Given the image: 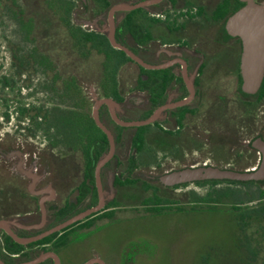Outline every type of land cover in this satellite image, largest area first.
Masks as SVG:
<instances>
[{
    "label": "flooded vegetation",
    "instance_id": "1",
    "mask_svg": "<svg viewBox=\"0 0 264 264\" xmlns=\"http://www.w3.org/2000/svg\"><path fill=\"white\" fill-rule=\"evenodd\" d=\"M20 1L33 27L0 8L17 28L14 71L1 82L18 78L38 97L16 106L15 132H0V264H164L156 255L170 262L171 251L131 233L136 213L226 202L239 222L238 250L264 262V177L162 180L186 168L262 164L264 78L256 92L244 90L243 40L227 27L245 2ZM24 160L40 170L27 171L29 185ZM232 186L249 196L246 205L258 203L237 204ZM217 254L198 264H220Z\"/></svg>",
    "mask_w": 264,
    "mask_h": 264
},
{
    "label": "rangeland",
    "instance_id": "2",
    "mask_svg": "<svg viewBox=\"0 0 264 264\" xmlns=\"http://www.w3.org/2000/svg\"><path fill=\"white\" fill-rule=\"evenodd\" d=\"M29 2L30 0H26ZM39 1V0H31ZM22 2V0L20 1ZM40 3V2H39ZM38 3V4H39ZM40 7V6H39ZM16 22L6 10L0 12V132L8 133L15 132L16 129V106L22 101L33 102L37 100L38 94L35 90L21 89L22 82L16 80L17 83L12 82V85H3L1 82L5 74L12 76L14 71L11 61V52L9 50L13 40L15 41L14 32L16 31ZM31 92V93H30ZM33 93V94H32ZM7 118H9L7 120ZM35 140V139H34ZM37 140L45 141L43 134H39ZM12 159V158H11ZM10 161V160H9ZM12 166L17 167L19 158H13ZM23 173L20 175L25 179L27 185L34 181L27 173L40 172L38 168L28 165L25 160L22 164ZM43 168V167H41ZM37 170V171H36ZM32 175V174H31ZM194 189L196 187H189ZM229 188V187H228ZM234 192L238 193L236 196L237 204L245 207L254 205L258 201L246 203L249 196L245 195L242 190L237 187H230ZM199 194L202 195L205 189H198ZM241 191L243 193H241ZM220 205L218 210H200V211H173L163 214H138L136 213L135 222L131 223V233H139L142 236L150 238L153 242L158 243L160 251H171V261H163L162 256L156 255V259L165 262L164 264H176L177 259L181 258L180 262L185 264H198L201 259L209 252L218 250L222 254L218 256V262L221 264H264L263 261H250L240 253L237 245V240L240 235V226L236 217L234 209L230 202ZM133 214V213H131ZM134 217H131V220ZM138 235V234H137ZM133 234H131V237ZM264 242V235L260 237ZM146 245V246H145ZM144 246L154 253L155 244L146 243ZM171 247V249H170ZM213 249V250H212ZM239 249V250H238ZM215 257V256H214ZM215 260V258H214ZM214 262V261H213ZM139 263L145 264V261L139 260ZM215 263V262H214Z\"/></svg>",
    "mask_w": 264,
    "mask_h": 264
},
{
    "label": "water",
    "instance_id": "3",
    "mask_svg": "<svg viewBox=\"0 0 264 264\" xmlns=\"http://www.w3.org/2000/svg\"><path fill=\"white\" fill-rule=\"evenodd\" d=\"M244 5L232 14L227 22L228 29L243 40L242 75L243 88L256 92L264 78V0H242ZM264 152V141L255 143ZM229 178L238 180L264 177V155L256 171H239L218 166H200L173 171L162 176L166 183H176L200 178Z\"/></svg>",
    "mask_w": 264,
    "mask_h": 264
},
{
    "label": "trees",
    "instance_id": "4",
    "mask_svg": "<svg viewBox=\"0 0 264 264\" xmlns=\"http://www.w3.org/2000/svg\"><path fill=\"white\" fill-rule=\"evenodd\" d=\"M0 8H5L8 11L12 12L13 15L15 16V18L19 17V21L23 24L24 28L28 32L32 31L33 21H32V19L25 20L24 18H22L20 5L17 3V0H0ZM246 215L251 216L252 212L247 213Z\"/></svg>",
    "mask_w": 264,
    "mask_h": 264
}]
</instances>
